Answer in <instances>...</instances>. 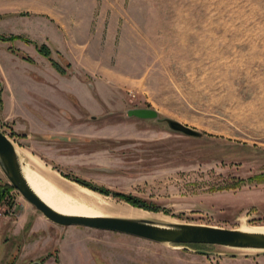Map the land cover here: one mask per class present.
Segmentation results:
<instances>
[{
    "label": "rangeland",
    "instance_id": "rangeland-1",
    "mask_svg": "<svg viewBox=\"0 0 264 264\" xmlns=\"http://www.w3.org/2000/svg\"><path fill=\"white\" fill-rule=\"evenodd\" d=\"M0 15L5 103L16 98V122L31 132L16 133L2 107L0 128L21 165L29 154L69 181L65 175L141 200L101 194L168 224L264 227V0H0ZM55 28L81 43L67 47L85 56L88 71L84 104L67 100L80 116L71 113L65 134L38 131L55 128L49 113L59 110L30 86L44 60L70 62L46 42ZM44 44L49 56L37 48ZM136 107L158 115L127 114ZM167 118L201 136L171 130ZM77 152L80 160H58ZM35 211L16 189L0 202V264H264L243 259L264 258L261 250L184 247L84 225L32 231Z\"/></svg>",
    "mask_w": 264,
    "mask_h": 264
},
{
    "label": "water",
    "instance_id": "water-1",
    "mask_svg": "<svg viewBox=\"0 0 264 264\" xmlns=\"http://www.w3.org/2000/svg\"><path fill=\"white\" fill-rule=\"evenodd\" d=\"M127 114L138 118H156L152 108L136 107ZM168 127L191 137H200L201 132L177 120L165 119ZM0 166L11 184L21 195L51 222L61 225H84L97 229L111 230L144 238L157 243L207 244L236 249L264 251V233L249 232L238 228L191 223H157L150 219H135L118 216H82L63 214L48 205L30 186L22 172V165L12 140L0 129ZM201 254H214L202 249Z\"/></svg>",
    "mask_w": 264,
    "mask_h": 264
},
{
    "label": "crops",
    "instance_id": "crops-1",
    "mask_svg": "<svg viewBox=\"0 0 264 264\" xmlns=\"http://www.w3.org/2000/svg\"><path fill=\"white\" fill-rule=\"evenodd\" d=\"M52 35L47 37L46 42L49 44L50 48L52 50H56L61 52L64 56H66L70 60V66L65 67L64 73H60L58 70H56L49 61L44 60V67L41 68L42 72L40 74L41 79H32L31 81V88L33 91H36L38 94H41L46 97V99L55 106L54 108L59 110L57 111L56 115L54 116L49 113L50 118L53 120L55 124V128H49L47 125H41L38 126L39 132L43 131L44 129L50 130L54 134H65L68 133L71 130L70 125V117L72 116L71 113H74V116H80L79 112H77L75 109L71 108L70 102L71 100H80L81 103L84 104V98H87L89 95V90L87 86V74L88 71L82 70V64H84L85 56L82 57V54L77 50L74 49L72 52L70 49V46L67 47V43L69 40H71V43L74 42L75 44L80 45L81 43L77 42L75 37L69 36L68 33L61 28H55L52 29ZM75 39V40H74ZM78 39V38H77ZM82 57V58H81ZM42 59V58H41ZM44 59V58H43ZM91 75V74H90ZM0 83H1V100H2V112L4 113L3 121L5 122L7 119L10 120V123L12 122L11 126L13 127L14 131L16 133H21L22 136H29L28 132H31L30 130H23V124L20 122H16L15 119V97H9L10 104L7 108V105L5 103V88L10 89V82H8V79L3 78V76L0 75ZM26 81H30L29 79H25ZM23 81V80H21ZM68 83H72V85H68ZM94 85L99 89L97 81H93ZM77 97V98H75ZM17 101V100H16ZM14 106V107H13ZM52 106V107H53ZM13 107V108H12ZM92 108V107H90ZM93 109V108H92ZM95 111V110H94ZM7 123V122H5ZM81 130V127L78 125L74 128V131L79 133ZM57 155V154H56ZM59 156V157H58ZM57 157L60 161H68L66 160L68 157H77L78 160L81 159L82 156H84L81 152H77L73 155L68 154H59ZM65 158V160H64ZM38 211V210H37ZM36 212L35 220L33 225L31 226V230L35 231L42 227L43 224L51 223L50 220H48L41 212ZM24 219L26 220V216L24 214ZM214 254H208L213 255ZM227 261L229 258L233 259H240L238 257L234 256H226V257H218L215 256V259H219ZM245 260L252 261L254 263L264 262V258L261 255L252 254L250 257L243 258Z\"/></svg>",
    "mask_w": 264,
    "mask_h": 264
},
{
    "label": "bare ground",
    "instance_id": "bare-ground-1",
    "mask_svg": "<svg viewBox=\"0 0 264 264\" xmlns=\"http://www.w3.org/2000/svg\"><path fill=\"white\" fill-rule=\"evenodd\" d=\"M16 152L19 159L23 157L19 150L16 149ZM26 156L28 160L22 165V172L28 183L48 205L63 214L118 216L150 219L157 223L168 222L165 218L157 217L146 210L115 205L109 197H105L85 186L62 178L34 157L29 154H26ZM238 229L264 233V227Z\"/></svg>",
    "mask_w": 264,
    "mask_h": 264
},
{
    "label": "trees",
    "instance_id": "trees-1",
    "mask_svg": "<svg viewBox=\"0 0 264 264\" xmlns=\"http://www.w3.org/2000/svg\"><path fill=\"white\" fill-rule=\"evenodd\" d=\"M0 18H1V15H0ZM11 37H20V36H11ZM10 37V38H11ZM0 39L4 40L5 38H3L0 34ZM38 50L40 52H42L44 55L46 56H49L50 55V50L49 48L44 44V45H40V46H37ZM24 58H27L29 59L28 57L26 56H23ZM52 63V65L54 66V68H56V70H58L60 73H64L65 72V69H64V66L61 65L59 62L53 60L52 58L49 59ZM70 64L67 62L65 67H69ZM0 107H2V101H1V98H0ZM66 177L74 180L75 182L79 183L80 185L82 186H85L93 191H96L100 194H103V195H114V196H117V197H122L124 198L125 200L131 202L132 204H137V205H142L141 203V200L131 196V195H128V194H124V193H120V192H113V191H110L108 190L107 188L103 187V186H99V185H96V184H93L91 182H87L86 180L84 179H80V178H77V177H70L69 175H65ZM15 189L11 184L9 183H5V184H0V202L4 199H6L7 197H9V193L11 190ZM190 245H197V244H190ZM202 245H207V244H202Z\"/></svg>",
    "mask_w": 264,
    "mask_h": 264
},
{
    "label": "built area",
    "instance_id": "built-area-1",
    "mask_svg": "<svg viewBox=\"0 0 264 264\" xmlns=\"http://www.w3.org/2000/svg\"><path fill=\"white\" fill-rule=\"evenodd\" d=\"M1 129V128H0ZM2 130V129H1ZM6 134V133H5ZM7 135V134H6ZM8 136V135H7Z\"/></svg>",
    "mask_w": 264,
    "mask_h": 264
},
{
    "label": "flooded vegetation",
    "instance_id": "flooded-vegetation-1",
    "mask_svg": "<svg viewBox=\"0 0 264 264\" xmlns=\"http://www.w3.org/2000/svg\"><path fill=\"white\" fill-rule=\"evenodd\" d=\"M38 264V263H37Z\"/></svg>",
    "mask_w": 264,
    "mask_h": 264
}]
</instances>
